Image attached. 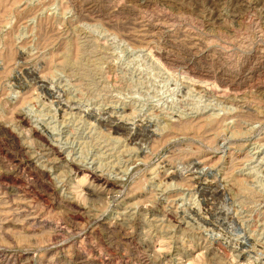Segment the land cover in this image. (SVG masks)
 <instances>
[{
    "label": "rangeland",
    "instance_id": "obj_1",
    "mask_svg": "<svg viewBox=\"0 0 264 264\" xmlns=\"http://www.w3.org/2000/svg\"><path fill=\"white\" fill-rule=\"evenodd\" d=\"M144 1L0 0V264H264V0Z\"/></svg>",
    "mask_w": 264,
    "mask_h": 264
},
{
    "label": "bare ground",
    "instance_id": "obj_2",
    "mask_svg": "<svg viewBox=\"0 0 264 264\" xmlns=\"http://www.w3.org/2000/svg\"><path fill=\"white\" fill-rule=\"evenodd\" d=\"M144 1V0H143ZM149 0H147V2H148ZM145 2V1H144ZM164 60V59H163ZM39 79V78H38ZM42 79V78H41ZM43 80V79H42ZM246 80V79H245ZM250 80V79H249ZM247 81V80H246ZM221 85V84H220ZM110 120V119H109ZM25 122V121H24ZM28 122V121H27ZM26 123V122H25ZM112 123V122H111ZM115 123V122H114ZM26 124H28V123H26ZM117 125V124H116ZM115 125V126H116ZM115 126H113V127H115ZM118 126V125H117ZM120 126V125H119ZM122 126V125H121ZM117 128V127H116ZM119 130H121V129H119ZM32 132H34L35 133V136H36V134L37 135H40L41 137H42V139H43V141L46 143L45 145L46 146H51L52 147V149L54 150V153L53 154H55L56 156H58V157H62L63 156V154H64V152H63V150H61L60 148H57V147H55L50 141H49V139L46 137V136H44L43 135V132H41V131H39L38 129H36V128H34L33 127V130H32ZM12 133V132H11ZM14 134V133H13ZM15 135V134H14ZM145 135V134H144ZM40 138V137H39ZM148 138V137H147ZM14 139V138H13ZM13 141V140H12ZM20 141V140H19ZM34 165V164H33ZM73 165V164H72ZM37 168H38V166H37ZM40 168V170H41V172H42V174L43 175H45L46 176V174H47V171H46V169L44 168V167H39ZM74 170L77 172V174H78V172H82L83 170H85V171H89L90 172V174L92 175V177L95 179V181H98V182H100V183H102L101 184V186H103L104 188H107V187H110L111 185H112V183H111V181L109 180V179H105V178H103L97 171H95V170H91V169H89L88 167H83V168H80V166L79 167H74ZM79 175V174H78ZM105 175V174H104ZM45 178V177H44ZM47 179V178H46ZM49 182V181H48ZM114 183V182H113ZM46 186V185H45ZM76 206V205H75ZM74 206V207H75Z\"/></svg>",
    "mask_w": 264,
    "mask_h": 264
}]
</instances>
